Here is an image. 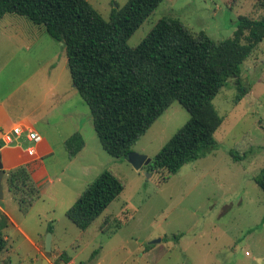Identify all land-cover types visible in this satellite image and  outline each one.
Returning <instances> with one entry per match:
<instances>
[{
	"label": "rangeland",
	"instance_id": "obj_1",
	"mask_svg": "<svg viewBox=\"0 0 264 264\" xmlns=\"http://www.w3.org/2000/svg\"><path fill=\"white\" fill-rule=\"evenodd\" d=\"M88 1L109 20L129 0ZM260 1L165 0L128 45H140L164 18L180 20L192 33L205 32L216 42L228 40L240 19L264 17ZM61 45L25 17L0 20V102L13 116L38 118L45 129L41 136L56 149L36 162L46 170H38L45 174L34 180L38 194L31 206L22 210L8 185L4 187L0 206L28 237L11 225L4 229L7 248L0 253V264H44L50 235L49 264H264V192L255 182L264 168V41L242 66L249 93L237 104L238 88L229 80L213 100L224 119L216 145L166 183L161 174L138 171L126 158L104 151L93 121L86 126L90 110L73 87ZM60 111H76L85 123L86 148L72 159L57 147ZM189 120L187 110L173 103L133 152L153 159ZM28 145L36 150L38 144ZM236 151L244 156L242 161L231 157ZM106 170L122 180L124 190L81 230L66 213ZM32 242L41 246V253Z\"/></svg>",
	"mask_w": 264,
	"mask_h": 264
},
{
	"label": "trees",
	"instance_id": "obj_2",
	"mask_svg": "<svg viewBox=\"0 0 264 264\" xmlns=\"http://www.w3.org/2000/svg\"><path fill=\"white\" fill-rule=\"evenodd\" d=\"M164 1L129 0L105 20L88 0H0V20L25 17L63 45L73 86L90 110L102 148L113 158H126L173 103L183 106L190 120L144 168L161 174L166 183L216 145L224 119L213 100L228 81L236 82L237 104L249 93L242 66L264 41V17L240 19L234 37L222 42L205 32L192 33L180 20L164 18L140 45L130 47L129 39ZM259 4L264 9V0ZM64 147L72 159L85 141L75 133ZM238 152L230 155L239 162L244 156ZM255 182L264 192V168ZM6 185L22 210L35 202L38 191L28 166L9 172ZM124 187L112 171H104L67 211V218L87 230ZM10 225L3 215L0 253L7 248L3 230Z\"/></svg>",
	"mask_w": 264,
	"mask_h": 264
},
{
	"label": "crops",
	"instance_id": "obj_3",
	"mask_svg": "<svg viewBox=\"0 0 264 264\" xmlns=\"http://www.w3.org/2000/svg\"><path fill=\"white\" fill-rule=\"evenodd\" d=\"M61 112L62 111L59 112L60 117L58 118L56 123L55 136L57 143H59L57 146L58 149L65 150L64 143L73 134L80 133L83 139L85 140V136H84L85 123H83V121L79 117L80 114L76 111L74 112L71 111L68 113H63V112L61 113ZM84 116H86V114H84ZM91 120H92L91 113L90 114L88 113L86 126L90 127ZM16 125H22L26 128H30L31 130L36 131L39 134L40 132H44L45 130L44 125L40 122V120H38V118L30 117L28 115L13 116L11 115L5 104L3 102H0V141L4 142V135L10 133L13 127ZM38 128L41 129L38 130ZM28 143L29 141L25 138V135L20 140L18 141L15 140V142L11 145H7L4 143L1 150L3 169L5 172L4 181H3L4 187L6 185L7 174L21 166H28L33 180H37L38 174H45L44 172L38 173L40 172L38 170L45 171L46 168L37 167L36 162L40 159H43L44 157H49L51 155H54L56 149L54 148L53 144H51V142L48 141L47 138H43V141L36 146V155L31 157L28 155L27 152V150L31 148V146H29ZM85 148L86 146L80 152V154L84 152ZM0 212H3L1 206H0ZM4 214L9 218L11 222V226H13L19 233L28 237L26 231L23 229L21 225L17 224L13 219L11 220L6 213ZM32 244L34 247H36L38 252L41 253L40 250L41 246L34 242H32Z\"/></svg>",
	"mask_w": 264,
	"mask_h": 264
},
{
	"label": "water",
	"instance_id": "obj_4",
	"mask_svg": "<svg viewBox=\"0 0 264 264\" xmlns=\"http://www.w3.org/2000/svg\"><path fill=\"white\" fill-rule=\"evenodd\" d=\"M2 147L3 146L0 143V202L4 200V196H5V189H4V184H3L5 172L3 169L2 155H1ZM126 159L138 171L143 170L145 167H147L148 165L152 163V159L149 158L148 156L142 155V154H139L133 151L129 153ZM51 254H52V247H51V235H50L46 242V257L47 258L44 260V264H49L48 259L51 257Z\"/></svg>",
	"mask_w": 264,
	"mask_h": 264
},
{
	"label": "built area",
	"instance_id": "obj_5",
	"mask_svg": "<svg viewBox=\"0 0 264 264\" xmlns=\"http://www.w3.org/2000/svg\"><path fill=\"white\" fill-rule=\"evenodd\" d=\"M12 135H14L15 138H13ZM24 135L30 143L40 144L43 141L42 136L36 131H33L30 128H26L22 125H16L13 127L10 133L4 135V143L7 145H11L15 142V140H20ZM27 152L31 157L36 155V150L33 147L29 148Z\"/></svg>",
	"mask_w": 264,
	"mask_h": 264
}]
</instances>
